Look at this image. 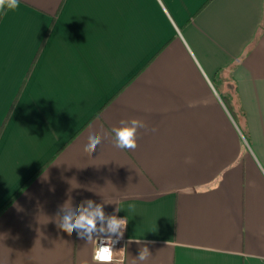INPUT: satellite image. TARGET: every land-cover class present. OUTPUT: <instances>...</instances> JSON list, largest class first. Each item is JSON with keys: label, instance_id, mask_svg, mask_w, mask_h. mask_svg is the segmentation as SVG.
<instances>
[{"label": "crops", "instance_id": "crops-1", "mask_svg": "<svg viewBox=\"0 0 264 264\" xmlns=\"http://www.w3.org/2000/svg\"><path fill=\"white\" fill-rule=\"evenodd\" d=\"M5 119L0 264H99L117 235L78 237L66 201L127 219L109 264H264V0H19L0 14Z\"/></svg>", "mask_w": 264, "mask_h": 264}, {"label": "clouds", "instance_id": "clouds-1", "mask_svg": "<svg viewBox=\"0 0 264 264\" xmlns=\"http://www.w3.org/2000/svg\"><path fill=\"white\" fill-rule=\"evenodd\" d=\"M19 0H0V14L12 12L18 9ZM127 121H121L122 125H127ZM145 125L142 121L133 119L131 120V126H123L115 130V142L114 146L120 150H134L137 147V128H144ZM102 142L100 135L93 130L86 144L89 150L95 151L97 145ZM89 207L92 205V201H87ZM130 208H134V205H129ZM63 212L60 218V223L66 225L69 229L77 230L78 237L85 238L87 236L88 241H93L91 234L97 231V221L101 222L100 232H107L117 235V241L123 237L124 231L127 227L126 218H117L115 215L111 217L105 216L103 211V205H96L94 210L88 211L84 209L79 216L73 217V211H79V207H73L70 201H66L64 205L60 207ZM107 219V228L103 227V221ZM83 229V232L79 230ZM141 240V239H140ZM140 240H135L137 243ZM94 242L97 245L95 255L93 259L99 264H109L113 256V245L115 242L112 241L111 236H107L104 240L96 239ZM148 248L145 247L140 252L138 259L143 261L146 259Z\"/></svg>", "mask_w": 264, "mask_h": 264}, {"label": "built area", "instance_id": "built-area-1", "mask_svg": "<svg viewBox=\"0 0 264 264\" xmlns=\"http://www.w3.org/2000/svg\"><path fill=\"white\" fill-rule=\"evenodd\" d=\"M106 237H102V238H99L100 240H104ZM112 241L115 242L114 245H113V256H112V260L110 262H118L120 260V252H121V245H122V238H120L117 241V237H111ZM97 248V246H96ZM96 251V249H95ZM95 255V253H94Z\"/></svg>", "mask_w": 264, "mask_h": 264}, {"label": "trees", "instance_id": "trees-1", "mask_svg": "<svg viewBox=\"0 0 264 264\" xmlns=\"http://www.w3.org/2000/svg\"><path fill=\"white\" fill-rule=\"evenodd\" d=\"M10 111H11V109H10ZM10 111H9V112H10ZM8 114H9V113H8ZM7 116H8V115H7ZM6 119H7V117H6ZM6 119L4 120V122H3V124H2V126H1V128H0V132H1L3 126H4L5 122H6Z\"/></svg>", "mask_w": 264, "mask_h": 264}]
</instances>
